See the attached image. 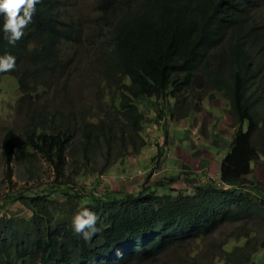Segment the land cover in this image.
Masks as SVG:
<instances>
[{"label":"trees","instance_id":"1","mask_svg":"<svg viewBox=\"0 0 264 264\" xmlns=\"http://www.w3.org/2000/svg\"><path fill=\"white\" fill-rule=\"evenodd\" d=\"M263 0H108L100 3L102 19L111 29L102 46V74L108 98L85 111L65 113L55 106L51 117L32 116L24 135L10 130L3 141L7 177L14 155L39 152L56 168V185L47 191L7 196L22 201L30 218L0 216V264H147L189 239L214 234L224 221L264 209V185L249 177L264 161V95L252 90L259 69L255 54L264 56V32L246 24ZM73 0H41L32 22L15 45L4 38L0 14V56L16 58L21 97L40 96L67 71L65 45L78 42L82 20L70 7ZM201 76L202 86L194 82ZM224 86L235 126L220 164L218 179L207 178L194 193L173 188L185 177L173 176L139 192L75 188L65 171L76 135L88 157L94 145L106 150L105 166L138 154L143 119L139 99L156 98L175 106L172 117L190 118L203 110L206 94ZM161 112V116L163 115ZM57 116L53 118V116ZM94 119L86 120V117ZM58 124H55L57 122ZM126 134L128 136H126ZM129 146H133L130 150ZM115 152V160L110 153ZM112 155V154H111ZM30 156V155H29ZM187 178V177H186ZM59 180V181H58ZM259 181V180H258ZM59 183V184H58ZM164 192H159L158 188ZM67 195L71 208L58 210L52 194ZM73 204V205H72ZM0 200V209L4 208ZM84 209L98 216L99 229L89 240L75 233L74 216ZM5 215V216H4ZM249 245V244H247ZM247 245L245 247H247ZM240 248V247H239ZM238 253L249 261V255ZM237 255V251L231 253Z\"/></svg>","mask_w":264,"mask_h":264},{"label":"rangeland","instance_id":"2","mask_svg":"<svg viewBox=\"0 0 264 264\" xmlns=\"http://www.w3.org/2000/svg\"><path fill=\"white\" fill-rule=\"evenodd\" d=\"M107 1L73 0L70 10L82 20L79 40L65 45L67 71L63 79L51 82V86L47 91L41 92L40 96H26L25 100L21 101L16 76L0 74V200L1 204L5 203L4 208L0 209V216L7 209L8 218H30L32 211L22 201L7 202V196L28 195L33 190L48 192L47 188L55 186L56 183H52L57 182L55 166L43 154L32 149L28 150L33 152L31 154L18 151L14 155L13 175L9 179L3 147L6 133L14 130L24 135L32 116L51 117L55 106L63 105L65 113L73 111L78 114L85 111L87 105L90 106L87 100H96L98 106L104 98L109 97L108 90L104 88L105 83H99L97 80L102 74L101 61L105 57V54H101L102 46L108 42L111 33V29L102 19L99 6L101 2ZM250 25L257 27V34L264 32V2L254 11L251 20L246 24L245 32ZM260 51L264 53V49ZM253 67L258 68L259 73L252 90L263 96L264 56L261 58L255 54ZM202 81L201 76L197 77L195 87L202 86ZM139 103L145 116L141 130L142 143L140 139L136 140L141 146L139 153H131L115 160V152H112L110 156L115 160L114 164L106 167L107 149L102 145L103 140L94 145L95 150H90L88 157H85L77 146L81 135H76L65 171L67 176H72L73 187L94 189L102 193H137L144 187H152L170 177L184 176L185 179L172 187L178 189L177 193L184 189L187 193H194L195 187L205 179L218 178L221 161L217 164L216 159L215 163L211 162L209 166L204 156L208 155L207 150L215 149L217 151L214 153L221 155L222 150L231 144L234 135L235 126L230 115L232 105L224 95L223 85L207 93L202 101L203 110L193 113L188 119L172 118L171 109L175 106L172 99L170 105H167V102L166 105H161L156 98L143 96ZM162 111L164 112L161 116ZM86 120L94 119L87 116ZM58 123L57 120L55 124ZM129 148L133 151V146ZM220 148L222 150L218 152ZM184 152L192 154L193 157L188 160V157H184ZM249 177L264 185L263 160L255 163L254 172ZM158 190L164 192L161 187ZM53 197L56 199L54 204L58 210L71 208L67 195L61 191L53 193ZM243 248L245 250L241 253L246 252L247 255V252L254 248L255 252L249 255L248 262L240 252L238 253V250ZM235 251L237 255L232 256L231 253ZM147 264H264V209L242 214L238 220L224 221L214 234L197 240L191 238L162 254L157 261Z\"/></svg>","mask_w":264,"mask_h":264},{"label":"clouds","instance_id":"3","mask_svg":"<svg viewBox=\"0 0 264 264\" xmlns=\"http://www.w3.org/2000/svg\"><path fill=\"white\" fill-rule=\"evenodd\" d=\"M40 2L41 0H0V14L5 17L2 30L4 38L8 40L9 44L15 45L16 42L23 38L24 30L32 22V18L36 12V5ZM263 2L264 0L260 2L258 7L253 8L252 14ZM15 70L16 58L14 56L10 54L0 56V73ZM228 147L225 148V150H227ZM97 220L98 216L88 209L78 212L73 218V228L75 233L82 235L85 240L91 239V237L99 230L96 227Z\"/></svg>","mask_w":264,"mask_h":264},{"label":"crops","instance_id":"4","mask_svg":"<svg viewBox=\"0 0 264 264\" xmlns=\"http://www.w3.org/2000/svg\"><path fill=\"white\" fill-rule=\"evenodd\" d=\"M162 142V141H161ZM200 146L201 145H199V149H201L200 148ZM178 151H182L181 149H177ZM220 150H222L221 148L218 150V152L220 151ZM214 151H217V149H215ZM223 152L221 153V155H218V153L217 152H213V150H207V153H208V155H206V156H204V159H205V162H206V160H207V164H209V166H210V163L211 162H213V163H215V160L216 159H218V160H216V161H218L217 162V164L223 159V157L225 156V154H226V151L227 150H222ZM188 152V151H187ZM185 156V158H187L188 157V160L191 158V157H193V155L192 154H187L186 152H184L183 153ZM213 155H214V157L215 158H213ZM216 155V156H215ZM221 156V157H220ZM218 157H220V158H218ZM221 163V162H220ZM219 174V173H218ZM218 177H219V175H218Z\"/></svg>","mask_w":264,"mask_h":264}]
</instances>
